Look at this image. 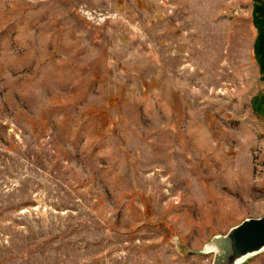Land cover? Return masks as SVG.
<instances>
[{"label":"rangeland","instance_id":"1","mask_svg":"<svg viewBox=\"0 0 264 264\" xmlns=\"http://www.w3.org/2000/svg\"><path fill=\"white\" fill-rule=\"evenodd\" d=\"M263 216L264 0H0V264H212Z\"/></svg>","mask_w":264,"mask_h":264},{"label":"water","instance_id":"2","mask_svg":"<svg viewBox=\"0 0 264 264\" xmlns=\"http://www.w3.org/2000/svg\"><path fill=\"white\" fill-rule=\"evenodd\" d=\"M205 254H214L212 264H247L264 253V216L246 219L227 235L216 236Z\"/></svg>","mask_w":264,"mask_h":264}]
</instances>
